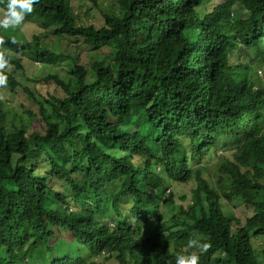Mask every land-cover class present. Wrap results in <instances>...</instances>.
Wrapping results in <instances>:
<instances>
[{"label":"trees","instance_id":"obj_1","mask_svg":"<svg viewBox=\"0 0 264 264\" xmlns=\"http://www.w3.org/2000/svg\"><path fill=\"white\" fill-rule=\"evenodd\" d=\"M91 1L84 16L96 14L100 25L76 14L72 0H38L25 15L68 39L64 51L49 48L47 34L21 41L0 28V53L16 67L2 75L37 103L39 113L29 114L41 124L32 133L8 128L0 99V264H33L35 254L46 264H99L102 254L108 264H175L190 253L199 264H262L254 239L264 237V83L256 72L264 0H118L120 15ZM84 40L108 54L84 64L74 52ZM19 53L68 60L67 79H43L64 95L38 99L18 83ZM218 136L240 143L222 155L223 189L191 165L216 150ZM191 180V202L179 203L169 187ZM234 201L252 212L243 222L227 212ZM65 233L93 259L60 257ZM190 237L208 248H188Z\"/></svg>","mask_w":264,"mask_h":264},{"label":"rangeland","instance_id":"obj_2","mask_svg":"<svg viewBox=\"0 0 264 264\" xmlns=\"http://www.w3.org/2000/svg\"><path fill=\"white\" fill-rule=\"evenodd\" d=\"M99 2L100 7L104 10V12L109 13L110 15H120L121 7L118 5V0H97ZM72 4L75 9V13L79 14L82 18L87 17L84 16L91 6L93 2L91 0H72ZM3 15L2 10H0V16ZM94 17V18H93ZM89 22L99 23V20L96 18V14H91L90 17L86 18ZM37 20H31V22H23V24L15 29L8 28L12 30L14 36L21 41H32L33 36H37L40 34H47L49 39H44L43 41L48 45L49 48H61L62 51L66 49V42L68 39H63V41H57L56 38L50 33L42 30L38 25ZM75 53L80 54L82 56V61L86 65H92L98 59L102 57L104 54H108V50L104 49V51H95L91 48V46L84 40L80 42H76ZM102 54V55H101ZM14 57L21 61V69L17 70L15 77L18 83L23 86L30 87L31 91L34 92L38 99H42L43 97L47 98L49 95L63 96L64 92L60 87H57L53 81L45 82L43 79L49 74H57L62 79H67L69 73V61L66 59H59L56 61H52L49 63H43L41 61H37L30 54H14ZM16 70L15 65L7 64L4 68L0 69V99L4 101L3 110L5 112V116L2 117L4 124L11 128L14 125H24L29 127L30 133L36 130H41V124L39 122V118H35L31 116L29 112H33L35 114L39 113V106L35 101L29 100L23 91L22 87H17L12 89L9 84L6 83V78L2 75V71L6 73H12ZM259 80L261 83H264V64L263 66H259L256 69ZM217 148L216 150H210L204 154V156L200 157L199 160L192 162L191 165L193 169L201 172V174L209 181L212 186L218 187L217 189H223L224 181L222 175L220 173V167L222 166V162H224L222 155H231L234 152V149L240 146V143L237 139H225L223 136H218L217 140ZM230 157V156H227ZM33 162L43 163L44 157H32ZM195 182L191 180L189 184H181V185H173L170 186V191L175 193V196L179 203L181 200H185L182 197L186 196L189 198V202H191L193 194L192 189L195 186ZM63 183L58 184V188L62 189ZM166 191V194L169 193ZM67 191V189H64ZM165 194V193H164ZM162 195V197L164 196ZM182 198V199H181ZM187 201L183 202V204L189 203ZM133 204L132 197H125L122 200V205L125 209H129ZM128 211V210H127ZM227 212L232 215L237 216L243 222L244 218L251 214V210L246 209L242 203L234 201L233 204L228 206ZM105 217L106 221H109L110 225L115 223L116 219L111 210H107ZM65 243L59 247H57L56 251L60 257H65L68 254L79 256L85 258L86 260H92L93 257H90V254L81 248L77 243L73 242L70 235L65 233ZM255 248H257L259 252V261L264 264V237L254 239ZM45 259L51 261V257L48 255L45 256ZM105 256L102 254L96 261L99 264H108L109 261L105 260ZM30 261L33 264H46L40 260L37 254L34 255V259L30 258ZM110 264H116L113 261Z\"/></svg>","mask_w":264,"mask_h":264},{"label":"clouds","instance_id":"obj_3","mask_svg":"<svg viewBox=\"0 0 264 264\" xmlns=\"http://www.w3.org/2000/svg\"><path fill=\"white\" fill-rule=\"evenodd\" d=\"M37 3L38 0H7L3 15L0 16V28L15 29L21 26L25 20V15L31 14L33 12V5ZM7 64V58L3 53H0V69L4 68ZM187 247L207 249L208 244L202 243L198 237H190L187 241ZM175 264H199V256L195 253L177 255L175 257Z\"/></svg>","mask_w":264,"mask_h":264}]
</instances>
